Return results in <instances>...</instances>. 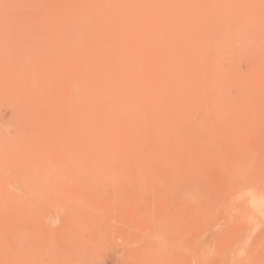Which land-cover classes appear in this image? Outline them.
Here are the masks:
<instances>
[{"label": "rangeland", "instance_id": "374dc122", "mask_svg": "<svg viewBox=\"0 0 264 264\" xmlns=\"http://www.w3.org/2000/svg\"><path fill=\"white\" fill-rule=\"evenodd\" d=\"M0 264H264V0H0Z\"/></svg>", "mask_w": 264, "mask_h": 264}]
</instances>
